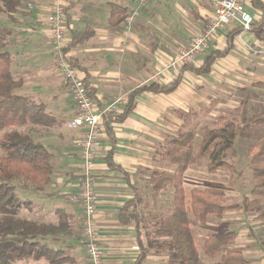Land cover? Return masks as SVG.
Segmentation results:
<instances>
[{
  "label": "crops",
  "instance_id": "0c3cea01",
  "mask_svg": "<svg viewBox=\"0 0 264 264\" xmlns=\"http://www.w3.org/2000/svg\"><path fill=\"white\" fill-rule=\"evenodd\" d=\"M31 1L34 8L24 5L20 23L12 26V70L24 80L18 92L45 103L47 111L62 121L60 126L32 128L34 136L56 154L52 182L34 202L37 214L46 220H52V214L57 216L56 208L65 209L80 236L83 210L78 202L68 198L78 189L80 157L76 139L80 130L72 124L76 108L53 58L47 26L50 9L57 0ZM62 2L69 17V37L73 33L79 36L69 51L80 76L90 85L99 105L122 99L119 112L104 121L102 148L93 167L98 193L95 223L99 244L104 248V264H135L142 251L137 229L134 223L124 225L120 221V210L134 197L133 185L145 180L141 174L152 169L156 148L183 128L181 113L194 111L195 105L221 86L248 82L254 89L264 91L255 86L264 82V0H258L260 6L256 0L247 2V10L255 19L252 30L244 31L236 24L229 26L217 37L216 47L201 55L203 59L200 56L192 65L178 69L169 67L175 53L203 30L213 16V0H146L131 24L127 17L138 9L140 0ZM114 5L129 10L119 26L111 24ZM262 25L259 36L255 29ZM225 50L209 73L194 71L211 52ZM177 79L179 83L172 92L138 93L132 111L118 120L135 89L153 82L168 85ZM53 133L56 141L51 139L49 143ZM110 160L114 166H110ZM251 188L244 197L251 196ZM52 221H57V217ZM222 221L237 230L236 244L251 264H264V206L255 212L229 211ZM234 221L238 225L234 226ZM67 242L74 244L73 253L81 264H90L79 237ZM140 264H166V258L148 253Z\"/></svg>",
  "mask_w": 264,
  "mask_h": 264
},
{
  "label": "trees",
  "instance_id": "16d2710c",
  "mask_svg": "<svg viewBox=\"0 0 264 264\" xmlns=\"http://www.w3.org/2000/svg\"><path fill=\"white\" fill-rule=\"evenodd\" d=\"M256 4L260 6L258 0ZM24 5L27 7L24 0H0V11L11 18ZM128 15V8L114 5L111 24L119 26ZM67 18L69 21L68 15ZM255 31L262 36L263 25ZM12 34L10 29H0V131L3 132L0 140V264H16L31 258H43L49 264H81L73 253L74 244L67 242L71 238H80L71 215L60 207L55 209L57 221L46 220L37 214L34 199L45 194L46 187L52 182L56 154L34 136L32 128L60 126L62 121L47 111L45 103L36 102L18 92L24 80L15 76L12 70L13 54L8 48ZM78 41L79 36L73 33L67 49L71 50ZM226 51L211 52L206 62L194 71L209 73L215 59ZM71 62L75 65L72 59ZM189 65L192 63L184 66ZM178 83L179 79L168 85L153 82L135 89L118 120L132 111L138 93H168L175 90ZM255 86L264 90V82ZM188 113L191 112L181 114ZM182 129L159 153L164 158L168 157L171 169L149 170V178L145 180L144 189L151 188L154 199L171 189V210L151 215L150 211L141 207L144 200L138 185H133L134 197L120 210V221L124 225L134 223L137 229L142 251L135 264H140L150 250L165 257L166 264H209L212 259V264H251L243 255V249L236 244L237 230L230 228L222 219L226 212L232 210L255 212L263 209L264 106L249 120L225 119L218 127L207 128L197 145L195 131ZM255 135L256 141L247 151L254 180L250 197L232 204L226 200V192L222 188H186L185 173L192 164L205 157L209 171L235 170L227 156L236 151V140ZM109 164L114 166L111 160ZM149 218L152 220L149 221ZM212 221L217 223L216 229L210 228ZM143 223L148 246L140 229Z\"/></svg>",
  "mask_w": 264,
  "mask_h": 264
},
{
  "label": "built area",
  "instance_id": "2783aa9c",
  "mask_svg": "<svg viewBox=\"0 0 264 264\" xmlns=\"http://www.w3.org/2000/svg\"><path fill=\"white\" fill-rule=\"evenodd\" d=\"M247 2L248 0H213V16L200 33L192 36L189 43L175 53L169 67L178 69L186 64L195 63L209 49L210 44L231 25L236 24L244 31L252 30L255 19L247 10ZM145 3L146 0H140L138 9L127 17L128 24L133 22L134 16ZM26 5L34 8L31 0H27ZM47 26L50 31L53 58L76 108L72 124L80 130L76 139L80 157L78 189L68 198L71 202H78L83 210L81 236L89 263L104 264V248L99 244L95 223L98 193L93 167L102 148L104 121L107 116L119 112L118 106L122 99L118 98L106 106L99 105L92 96L85 78L80 76L78 69L72 64L70 51L67 49L71 40L67 9L62 0H57L50 9Z\"/></svg>",
  "mask_w": 264,
  "mask_h": 264
},
{
  "label": "rangeland",
  "instance_id": "374dc122",
  "mask_svg": "<svg viewBox=\"0 0 264 264\" xmlns=\"http://www.w3.org/2000/svg\"><path fill=\"white\" fill-rule=\"evenodd\" d=\"M27 9L31 10V8L29 7H27ZM21 12L22 10L19 13L11 15L10 18L8 14L0 11V29H10L13 31L12 26H16L20 23L19 15ZM216 39L210 44V47H216ZM10 47L8 45L9 49ZM200 59H203V57L201 56ZM209 77L211 78L213 77V75L205 76V79H209ZM254 100H257L258 102H255ZM262 106H264V91L262 92L259 89H254L250 86L248 82L241 84V86H221L215 91L213 90L211 93H209L207 100L195 105L194 111L188 110L191 112L190 114H181L183 120L182 130L195 131L197 135V142L195 145H197V143L202 137L203 132L207 128L218 127L221 123H223V120L225 119H236L239 122L249 120ZM177 134L178 132H176L175 136H177ZM2 136L3 132L0 131V140ZM175 136H170L167 141L163 142V145H160L156 148V151L154 152L152 169H169L172 166L168 157L164 158L159 153L162 152L161 150H164L165 146L169 145V140ZM51 139H53V142L56 141L55 133H53V136L49 137V143ZM255 141L256 135L250 138L239 137L236 140V151L227 156L229 162L234 164L235 170L219 169L217 171H209L207 169V157L203 158L200 161H196L190 166V168L185 173L184 178L186 182V188H204L208 186L218 187L222 188L226 192V200L229 203L235 204L242 202L244 194L248 190H250L254 182L251 173V168L249 165V157L247 155V151ZM1 153L2 151L0 147V154ZM141 175H144L146 180L147 178H149L150 172L145 171ZM145 180L141 182L139 181L138 184V187L141 189V193L143 195L144 200L141 207H145V210L150 211L151 215L157 214L156 212L165 213L170 211L172 208L173 199L172 192L170 191L171 189L168 188L165 192L161 193L154 199L153 193L151 192V188H148L146 190L144 189L146 188ZM154 200L157 202H154ZM228 212H226V216L228 215ZM51 217L53 218L52 220H55L57 216H55V214H52ZM148 220L151 221L152 219L149 218ZM233 225H238V222L234 221ZM144 226L145 223L141 224L140 229L142 231V238L144 240V243L146 246H148V241L144 236ZM216 227L217 223H215V221H212V226L210 228L216 229ZM80 228L81 234L79 245L81 244V247L84 248L81 236L82 224ZM232 229L235 228L232 227ZM149 253L153 252L150 250ZM208 263L212 264L213 259L210 260ZM16 264H49V262L43 258L39 260H34L31 258L27 261H19Z\"/></svg>",
  "mask_w": 264,
  "mask_h": 264
}]
</instances>
